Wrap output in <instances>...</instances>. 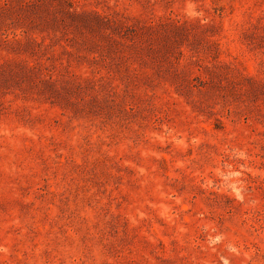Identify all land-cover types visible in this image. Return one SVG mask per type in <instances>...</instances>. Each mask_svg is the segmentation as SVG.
<instances>
[{
  "label": "rangeland",
  "instance_id": "374dc122",
  "mask_svg": "<svg viewBox=\"0 0 264 264\" xmlns=\"http://www.w3.org/2000/svg\"><path fill=\"white\" fill-rule=\"evenodd\" d=\"M0 264H264V0H0Z\"/></svg>",
  "mask_w": 264,
  "mask_h": 264
}]
</instances>
